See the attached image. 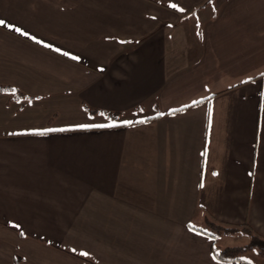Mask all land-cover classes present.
<instances>
[{
	"label": "crops",
	"instance_id": "crops-1",
	"mask_svg": "<svg viewBox=\"0 0 264 264\" xmlns=\"http://www.w3.org/2000/svg\"><path fill=\"white\" fill-rule=\"evenodd\" d=\"M0 21V264H264L214 254L242 227L203 230L264 238V0H0Z\"/></svg>",
	"mask_w": 264,
	"mask_h": 264
},
{
	"label": "trees",
	"instance_id": "trees-1",
	"mask_svg": "<svg viewBox=\"0 0 264 264\" xmlns=\"http://www.w3.org/2000/svg\"><path fill=\"white\" fill-rule=\"evenodd\" d=\"M10 89L11 88L8 86H0V91L2 90L9 91ZM239 227H242L244 231H246L251 235L250 242L240 246L225 247L223 249L218 248L217 245L215 244L214 254L216 255L217 258L225 261L240 260L242 259L241 253H244L245 251L253 248H255L259 254L264 255V238L253 232L247 226H236V225L226 226V224L221 222H217V223L210 222L209 229H203V230H205L207 233L212 235L215 238V242H216V238L219 235L232 233L235 229Z\"/></svg>",
	"mask_w": 264,
	"mask_h": 264
},
{
	"label": "rangeland",
	"instance_id": "rangeland-1",
	"mask_svg": "<svg viewBox=\"0 0 264 264\" xmlns=\"http://www.w3.org/2000/svg\"><path fill=\"white\" fill-rule=\"evenodd\" d=\"M225 239H229V244L235 245V244H241L242 241H240L237 237H227ZM223 240V237L219 238L218 243H221ZM258 251L256 249H250L248 251H245L244 253H241V257L244 259L251 260L255 263H260L262 262L261 258H258Z\"/></svg>",
	"mask_w": 264,
	"mask_h": 264
},
{
	"label": "snow or ice",
	"instance_id": "snow-or-ice-1",
	"mask_svg": "<svg viewBox=\"0 0 264 264\" xmlns=\"http://www.w3.org/2000/svg\"><path fill=\"white\" fill-rule=\"evenodd\" d=\"M4 22L3 21H0V24H3Z\"/></svg>",
	"mask_w": 264,
	"mask_h": 264
}]
</instances>
